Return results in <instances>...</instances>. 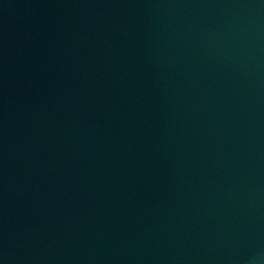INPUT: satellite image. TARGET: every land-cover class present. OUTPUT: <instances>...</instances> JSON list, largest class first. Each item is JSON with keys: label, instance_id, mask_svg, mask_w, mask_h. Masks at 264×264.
Here are the masks:
<instances>
[{"label": "water", "instance_id": "95a60500", "mask_svg": "<svg viewBox=\"0 0 264 264\" xmlns=\"http://www.w3.org/2000/svg\"><path fill=\"white\" fill-rule=\"evenodd\" d=\"M0 264H264V0H0Z\"/></svg>", "mask_w": 264, "mask_h": 264}]
</instances>
